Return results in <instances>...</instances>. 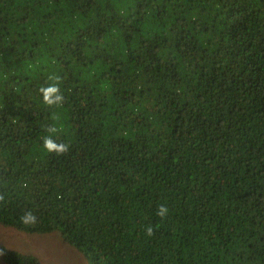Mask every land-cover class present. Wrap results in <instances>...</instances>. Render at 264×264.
Segmentation results:
<instances>
[{"label":"trees","instance_id":"16d2710c","mask_svg":"<svg viewBox=\"0 0 264 264\" xmlns=\"http://www.w3.org/2000/svg\"><path fill=\"white\" fill-rule=\"evenodd\" d=\"M258 133L264 0H0V224L87 264H264Z\"/></svg>","mask_w":264,"mask_h":264},{"label":"rangeland","instance_id":"374dc122","mask_svg":"<svg viewBox=\"0 0 264 264\" xmlns=\"http://www.w3.org/2000/svg\"><path fill=\"white\" fill-rule=\"evenodd\" d=\"M113 12L104 9L100 13V18H109ZM236 75L232 79L239 80L241 89L246 87L244 74L237 72ZM257 142L261 147L264 146V137L259 133ZM247 164L248 176L245 175L244 178L260 180V190H264V154L252 156ZM2 249L23 254L32 253L37 256L40 264H87L81 252L65 242L56 231L41 234L26 233L13 226L0 224V264H6Z\"/></svg>","mask_w":264,"mask_h":264},{"label":"clouds","instance_id":"9594fccd","mask_svg":"<svg viewBox=\"0 0 264 264\" xmlns=\"http://www.w3.org/2000/svg\"><path fill=\"white\" fill-rule=\"evenodd\" d=\"M45 91V101L48 102V103H53V102H58V101H61L62 100V96L60 95H56L54 97V99L51 98L50 94L51 93H55L58 91V89L56 88H49L47 90H44ZM51 131H55V129H51ZM45 147L49 150V151H52V150H55L57 152H65L67 150V146L64 145V144H56L54 143L51 139H46L45 140ZM167 212V209L166 207L164 206H161L160 209L158 210V215H160L161 217H163L165 215V213ZM23 222L24 223H27L28 222V218H22ZM148 234L151 235L152 234V229L149 228L147 230Z\"/></svg>","mask_w":264,"mask_h":264}]
</instances>
